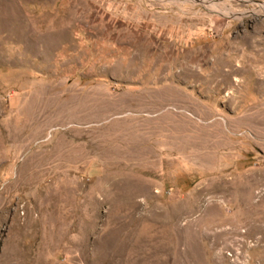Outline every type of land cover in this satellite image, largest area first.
Here are the masks:
<instances>
[{"label": "rangeland", "instance_id": "1", "mask_svg": "<svg viewBox=\"0 0 264 264\" xmlns=\"http://www.w3.org/2000/svg\"><path fill=\"white\" fill-rule=\"evenodd\" d=\"M0 264H264V0H0Z\"/></svg>", "mask_w": 264, "mask_h": 264}, {"label": "bare ground", "instance_id": "2", "mask_svg": "<svg viewBox=\"0 0 264 264\" xmlns=\"http://www.w3.org/2000/svg\"><path fill=\"white\" fill-rule=\"evenodd\" d=\"M225 16H226V13H225Z\"/></svg>", "mask_w": 264, "mask_h": 264}]
</instances>
